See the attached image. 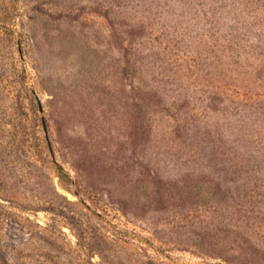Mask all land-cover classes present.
Listing matches in <instances>:
<instances>
[{
    "label": "rangeland",
    "instance_id": "1",
    "mask_svg": "<svg viewBox=\"0 0 264 264\" xmlns=\"http://www.w3.org/2000/svg\"><path fill=\"white\" fill-rule=\"evenodd\" d=\"M0 264H264V0H0Z\"/></svg>",
    "mask_w": 264,
    "mask_h": 264
},
{
    "label": "trees",
    "instance_id": "2",
    "mask_svg": "<svg viewBox=\"0 0 264 264\" xmlns=\"http://www.w3.org/2000/svg\"><path fill=\"white\" fill-rule=\"evenodd\" d=\"M61 175L65 177L68 176L67 173H64V172L63 173L61 172Z\"/></svg>",
    "mask_w": 264,
    "mask_h": 264
}]
</instances>
